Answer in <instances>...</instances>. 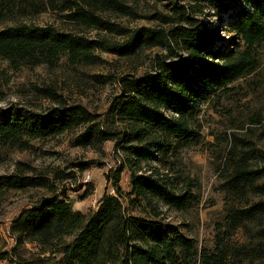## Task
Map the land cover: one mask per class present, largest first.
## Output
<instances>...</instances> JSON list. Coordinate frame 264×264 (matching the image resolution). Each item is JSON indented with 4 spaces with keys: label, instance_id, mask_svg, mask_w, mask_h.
<instances>
[{
    "label": "trees",
    "instance_id": "1",
    "mask_svg": "<svg viewBox=\"0 0 264 264\" xmlns=\"http://www.w3.org/2000/svg\"><path fill=\"white\" fill-rule=\"evenodd\" d=\"M23 1L0 0V21ZM236 3L229 32L238 36L245 48L221 52L214 49L216 42L223 41L221 35L206 28L202 17L206 7H224V12ZM170 4V14L153 15L152 19L160 22L158 28L131 32L103 16H135L126 0H71L60 6L67 12V22L123 36L121 43L106 38L88 40L76 33L58 32L53 26L16 23L0 30V58L12 68H52L61 57L90 66L99 60L97 50L123 58L148 49L166 52L154 58L152 72L123 83L106 119L119 124L116 134L94 124L93 115L80 106L61 105L29 117L12 112L0 115V147L21 145L24 137L60 136L83 126L95 142L116 141L126 154L122 166L109 177L114 194L103 196L94 212L74 211L69 201L54 196L22 212L9 227L17 245L5 255L9 264H231L230 258L240 262L250 252L264 253L263 244L257 249H228L219 244L213 252L197 254L194 241L165 224L159 210V204L178 211L187 209L193 199L190 190L177 192L156 168L148 167V175L142 172L154 160L155 152L164 157L181 140L194 137L195 101L228 90L258 68L255 49L264 44V0H173ZM179 53L182 55H176ZM165 110L171 115H162ZM230 159L225 190L237 198L248 194L259 197L254 204L228 211L225 224L235 230L264 219V166L252 168L243 156L236 159L234 150ZM126 168L130 171L129 193L120 187ZM5 186L11 190L47 187L43 177L20 174L9 175ZM257 234L264 238V227ZM27 244L38 247L39 252H28ZM55 254L60 255V261L51 257Z\"/></svg>",
    "mask_w": 264,
    "mask_h": 264
},
{
    "label": "rangeland",
    "instance_id": "2",
    "mask_svg": "<svg viewBox=\"0 0 264 264\" xmlns=\"http://www.w3.org/2000/svg\"><path fill=\"white\" fill-rule=\"evenodd\" d=\"M66 1L71 0H24L0 21V30L24 23L53 26L58 32L76 33L88 40L124 41L123 36L67 22V12H62L60 7ZM126 2L135 16H103L131 32L142 27L158 28L160 22L152 19L153 15L170 14L173 0ZM237 4L224 12L226 2L222 10L206 7L202 17L206 28L221 35L223 41L214 44V49L221 52L245 48L238 36L229 32ZM165 54L158 49H148L134 57L123 58L97 50L95 56L99 60L90 66L72 64L61 57L52 68L44 65L12 68L0 58V115L12 112L29 117L61 105L80 106L93 115L94 124L116 134L119 124L106 119L111 103L121 95L123 83L152 72L154 58ZM255 58L259 65L252 74L238 79L224 92H212L194 102V137L181 140L164 157L155 152L154 160L142 171L148 175V167L156 168L177 192L190 190L193 199L187 209L178 211L159 204V210L165 224L175 226L183 236L194 241L197 254L201 250L213 252L219 244L228 249L243 246L257 249L264 245V238L257 234L264 227V219L245 223L235 230L225 224L230 209H240L259 200L252 194L237 198L225 190L233 150L236 159L243 156L252 168L264 166V44L255 49ZM162 115L171 113L165 110ZM125 158L116 141L99 144L85 134L83 126L60 136L24 137L21 145L0 147V264H9L8 256L17 247L9 227L22 212L52 196L69 201L74 211L94 212L103 196L114 194L109 177L122 166ZM13 174L43 177L47 187L8 189L6 180ZM87 175L90 179L84 183ZM120 187L124 193L130 192L127 168L121 174ZM26 249L33 254L39 252L38 247L31 244H27ZM51 257L61 260L59 254ZM243 258L240 262L230 258L229 262L264 264V253L250 252Z\"/></svg>",
    "mask_w": 264,
    "mask_h": 264
},
{
    "label": "built area",
    "instance_id": "3",
    "mask_svg": "<svg viewBox=\"0 0 264 264\" xmlns=\"http://www.w3.org/2000/svg\"><path fill=\"white\" fill-rule=\"evenodd\" d=\"M89 179H90V176L87 175V176L85 177V179H84V183H88Z\"/></svg>",
    "mask_w": 264,
    "mask_h": 264
}]
</instances>
